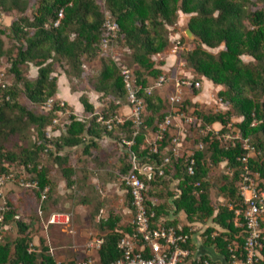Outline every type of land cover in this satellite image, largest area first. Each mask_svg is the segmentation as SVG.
I'll list each match as a JSON object with an SVG mask.
<instances>
[{
    "label": "trees",
    "instance_id": "1",
    "mask_svg": "<svg viewBox=\"0 0 264 264\" xmlns=\"http://www.w3.org/2000/svg\"><path fill=\"white\" fill-rule=\"evenodd\" d=\"M36 2L29 6L28 0H0L2 12L17 13L9 26L0 30V34H8L14 42L12 47L5 49L0 38V60L5 58L8 62L10 77L8 82L4 80L0 85V136L6 137L17 131L9 117V113L15 112V119L35 126L38 136L31 147L16 145L14 150H6L0 145V175L8 176L11 174L10 167L15 165L25 170L28 175L26 180L35 184V194L40 198L43 191L48 188L47 192H50L53 185L48 168L39 163V154L48 152L52 155L51 147L54 146L58 154L53 156V160L59 165L66 186L72 187L76 183L75 168L66 155L59 153L65 148L81 146L84 155L93 156L102 150L104 137H111L120 145L121 152L114 164L121 176L131 169L133 154L142 161L153 160L159 164L164 154L171 153V139L177 137L170 130L174 124L163 130L156 153L150 152L146 138L158 134L161 131L159 124L166 117L176 114V109H181L200 121L199 126L197 120L190 124V130L204 129L214 123L221 128L217 133H197L203 148L193 147L190 151L195 160L193 176H188L185 171L189 151L179 150V156L172 157L167 165V174L172 173L178 180L175 191L167 188L168 182L163 177L146 182L148 198H156V206L152 207L155 220L162 225L177 227V219H165L173 206L174 215L181 211L186 215L189 223L183 224L182 230L191 234L190 225L193 222L203 223L211 218L222 231L213 235L215 229L207 228L203 245L213 247L226 259L233 254L230 249L235 250L234 254L238 256L242 252L243 229L235 226L234 211L242 204L238 193L240 174L246 166L249 171L264 177V0H104L102 4L98 0ZM28 8L31 9L29 15L26 13ZM60 10L63 17L58 26L53 27ZM178 12L190 15L186 27L192 32L193 40L191 48L176 50V59L184 64L186 74H192V82H201L205 78L213 85L223 87L216 94L222 108L204 112L199 104L191 101V97L201 92V86L186 87L183 92L186 94L188 90V95L178 106L166 97L170 107L159 93L144 92L151 79L155 81L164 75L161 67L165 61L161 58L156 62L153 56L163 55L168 44L166 26L177 29ZM106 16L118 26L114 46L130 51L134 69L122 65L118 58L113 59L110 54L101 52V40L106 35ZM244 56L251 59L245 61ZM94 59L100 60L101 69L95 78H90L93 82L90 90L98 93L102 101L106 99L105 108L97 114L88 95L81 93L78 99L85 117L81 119L72 112L65 131L54 138L48 137L45 129L52 124L55 112L62 110L57 97L56 67L62 68L66 77L80 79L87 76L83 65L92 63ZM29 64L37 70L33 78L25 73V66ZM121 66L130 69L135 82L143 87L139 95L144 99V111L138 129L131 118L117 122L120 108L127 103ZM182 78L187 79L188 76ZM22 98L32 106H42L51 100L53 106L47 112H35L22 102ZM234 118L240 120L234 122ZM107 120H111L110 128ZM232 128L238 130L240 138L226 146L218 136ZM135 131L137 133L133 136ZM247 138L255 154L242 163L241 157L249 153L242 145V140ZM132 139L131 146L123 142ZM221 163H225L232 173L231 178L223 175L227 183L219 186L228 205L213 203L212 184L207 180L210 168ZM196 182L199 186H194ZM126 196L130 208L131 197L127 191ZM169 197H172V204L168 201ZM162 218L164 220L161 221ZM120 220L119 215L110 213L97 221L103 232L97 238L100 241L96 251L99 264H108L121 256L118 240L123 233L131 232L132 224L121 226ZM33 225V220L19 217L16 204L7 198L0 228L14 226L17 236L0 240V264L76 262H58L47 246H35L31 235ZM190 247L195 250L193 243Z\"/></svg>",
    "mask_w": 264,
    "mask_h": 264
},
{
    "label": "rangeland",
    "instance_id": "2",
    "mask_svg": "<svg viewBox=\"0 0 264 264\" xmlns=\"http://www.w3.org/2000/svg\"><path fill=\"white\" fill-rule=\"evenodd\" d=\"M98 1L102 4L104 0ZM28 2L29 6L34 5V2L37 4L36 0H28ZM30 11L31 9L28 8L26 13L29 15ZM189 16V14L178 12L176 19L177 29H174L172 26H166L168 44L163 55L153 56L156 62L161 58L165 61V66L161 68L164 70V77L167 78V82L161 87L152 89L151 92L159 93L165 99L167 97L168 100L174 90L176 79H183L182 77L186 75L192 76L188 73L186 74V67L182 62L177 61L175 54L177 49H189L192 47L193 36H187L186 33V23ZM16 17V11L5 13L0 10V30L6 29ZM106 18L109 17L106 16ZM0 38L3 41L5 49L12 47L14 44L12 38L6 33L0 34ZM181 38L183 39L182 42L180 41ZM217 50H213L212 52L215 53ZM112 54L115 58L120 60L122 65H127L133 69L135 68V65L132 64L130 51L113 46ZM246 58L245 56L243 57L244 60H246ZM8 67V62L5 58H2L0 60V85L4 83V80L7 82L10 80L7 72ZM83 68L87 76L76 79L74 77H66L63 69L59 66L56 67L55 75H58L57 93L59 94L57 97L62 110L55 112L52 124L45 129L47 136L50 138H54L65 131V125L69 122V115L72 112L73 114H77L81 119L85 117V113L82 109L76 108L79 101L77 98L81 93L85 92L89 95L90 101L97 109V114H101L102 110L105 108L104 102H106V99L102 101L99 99L101 98L99 94L90 90V85L93 84L90 78H95L101 69L100 60L94 59L92 63L86 62ZM36 72V68L31 64L25 66V73L29 78L35 77ZM154 82L155 81L151 79L149 86H154ZM209 85H211L209 94L201 95L199 101H197L204 112L220 108V101L217 100L216 96L219 87L203 80L201 93L203 90L207 91ZM185 89L186 88H184L183 91H185ZM187 91L188 90H186V94L184 92L182 93V99L188 95ZM64 95L65 97L67 96L68 99L70 98L73 100L71 102L72 104H68L64 101ZM21 100L29 109L35 112H47L53 106V101L49 100L42 106H32L23 98ZM166 104L167 107H170L167 99ZM174 104L178 106L180 102H175ZM129 113H122V116L118 115L117 119H121L119 122H123L126 118H130ZM175 113L181 116V122L179 120H174V125L170 130L173 135L178 137L181 143L180 150H187L190 152L193 147H196L200 143L203 148V142L198 141V134H205V128L202 129L199 127L198 130H190V124L184 122L183 117L191 115L181 109H176ZM176 114L170 117L173 118ZM16 116V112L9 113V117L12 119L11 122H13V126L17 131L6 137L0 136V145L6 150H14L16 145L31 147L38 140L35 126L27 124L25 121L15 119ZM233 121L238 122L239 118H234ZM228 135L230 136L229 139H231L224 142L225 145H229L236 140L239 132L236 128H232L229 130ZM148 138L151 140L153 135H148ZM194 139L196 140L195 142ZM119 146L120 145L115 140L104 143V145H102V150L99 153L92 154L93 156L84 155L81 146L63 149L59 154L66 155L71 165L75 168L76 183L72 187L66 186L59 165L53 160V156L58 154L55 151V147H51L52 155L48 154V152L40 153L39 163L48 168L49 178L53 185V189L47 192L48 188H46L40 198L35 194V184L26 180L28 177L26 171L20 169L16 165L10 167L11 174L8 176L0 175V219L1 213L5 209L6 200L9 198L16 204L20 218L33 220L34 225L31 235L35 246H47L50 253L52 252V255L56 259H59L58 254H60V252L58 253V251H60L63 244H68L63 250L64 254L70 252V254L65 256L66 259L64 258V262L66 263L73 260L78 261L81 259L97 258L96 251L88 246L90 242H96L97 238H100L103 234L97 225V221L100 218L107 217L110 213L121 217L119 222L121 226H126L132 220V214L127 205V190L122 184L121 174L116 171L114 164L118 154L121 152ZM223 175H227L229 178H231L232 175L231 171L225 166V163L211 167L209 176L207 177V180L212 184L211 198L215 205L229 204L225 196L219 190V186L227 183L226 180L223 179ZM164 179L168 182L167 188L171 191H175L178 180L169 175L165 176ZM159 187L162 189V185ZM163 191H165V188ZM168 201L172 204V197H169ZM173 210L174 208L172 206L169 212H173ZM54 214V223H51L50 220ZM176 218L180 225L189 223L186 219V215L182 211L176 215ZM210 227L215 229L212 232L213 235L222 231V228L214 224L211 218L203 223L193 222L191 228L195 229L194 234H196L193 240L203 242L206 235L205 231ZM16 236L17 230L14 226L0 228V240L4 239V237L14 239Z\"/></svg>",
    "mask_w": 264,
    "mask_h": 264
},
{
    "label": "built area",
    "instance_id": "3",
    "mask_svg": "<svg viewBox=\"0 0 264 264\" xmlns=\"http://www.w3.org/2000/svg\"><path fill=\"white\" fill-rule=\"evenodd\" d=\"M62 17L63 13L60 10L58 18L52 23L53 27L58 26ZM104 27L106 35L101 40V52L110 54L113 59H116L112 54V50L118 26L116 23L111 22L109 18H106ZM121 76L126 90V101L130 109V118L138 129L141 126V114L144 111V99L142 95H139L143 87L135 82L132 71L127 67L121 66ZM166 82L167 78L161 75L155 80L154 86L145 87L144 92L150 94L152 89L161 87ZM174 85L173 93L169 97L172 103L181 102L184 88L192 85L195 88H199L200 82H192L191 77H188L187 79H176ZM183 119L187 124H193L197 120V125H200V121L196 117L185 116ZM174 120L180 121L181 116L176 114L173 118L170 116L166 117L159 124L161 131L154 135L151 140L146 138V142L150 144L151 153L157 152V142L160 139V135L166 127L174 124ZM119 121L121 119H117V122ZM110 122L111 120L106 121L108 128H110ZM219 129L213 126H206L204 133L207 134V132L212 131L217 133ZM136 133L137 131L134 132L133 136ZM229 137L228 132L222 136H218L223 142L230 140L231 138L229 139ZM239 138V135H237L236 139ZM171 140V153L169 155L164 154L159 164L153 160L152 162L142 161V159L133 154L131 169L121 176L122 184L131 197V207L129 209L132 214V229L130 233H123L118 240L121 256L108 264H260L264 260V177L260 176L257 172L249 171L246 166H244V172L240 174L241 181L238 188L242 204L234 211L236 216L234 220L235 226L243 229L242 252L238 256L234 254L235 250L230 249V252L233 254L228 259L215 250L216 257L201 258L203 255L190 247L192 243L189 242L193 240L195 230L191 228V225V234H188L183 232L182 225L180 224L177 227L172 225L166 226L155 220L156 216L152 207L156 206V200L148 198L146 182L155 178L168 176L167 165L170 164L172 157L179 156L181 147V143L177 137H173ZM123 142L126 146H131L133 139L128 141L123 140ZM242 145L249 152L240 159L242 163H245L248 156L255 154V149L251 145L249 138L242 140ZM196 148L201 149L202 144H198ZM185 166L186 174L193 176L195 174L193 152H188ZM171 174L169 176H172ZM194 186H199V182H196ZM176 215L173 212H169L165 219H177ZM54 217L55 214L50 220L51 223H54ZM88 246L97 251L100 247V241L90 242ZM68 264L99 263L96 258H90Z\"/></svg>",
    "mask_w": 264,
    "mask_h": 264
},
{
    "label": "crops",
    "instance_id": "4",
    "mask_svg": "<svg viewBox=\"0 0 264 264\" xmlns=\"http://www.w3.org/2000/svg\"><path fill=\"white\" fill-rule=\"evenodd\" d=\"M245 57H247L246 58V60L245 61H249L251 58L250 57H248V56H245ZM165 66V65H164ZM163 69V68H162ZM188 74H190L189 72H187ZM190 75H192V74H190ZM188 77H191L192 78V76H188ZM203 80H206V81H208L209 82V84H212L211 83V81H209V80H207V79H205V78H202V81L200 82V86H202V82H203ZM215 86H217V87H219V89L217 90V91H219L220 89H222L223 87L222 86H220V85H215ZM203 87V86H202ZM211 87V85H209V87H208V90L207 91H202V93L200 92L197 96H193V97H191V101L192 102H194V103H197L198 104V102L197 101H199V99H200V96L201 95H204V94H209V88ZM93 92H95V91H93ZM96 93V92H95ZM172 93H173V91H172ZM98 94V93H97ZM88 95V94H87ZM57 96H59V94L57 93ZM88 97H89V95H88ZM78 98H79V96H78ZM77 98V99H78ZM79 100V99H78ZM77 100V101H78ZM90 100V99H89ZM64 101H66L68 104H72L71 102L73 101L72 99H68V97L66 96L65 97V95H64ZM91 102V101H90ZM217 102V101H216ZM92 103V102H91ZM93 104V103H92ZM94 105V104H93ZM220 107L222 108V105L220 104ZM77 109H82V106H81V104H80V102L78 101V105H77V107H76ZM130 112V110H129V107L125 104V105H123V107L122 108H120V110H119V116H122L121 114L122 113H129ZM239 120H240V118H239ZM211 126H213L214 128H216V129H218V128H221V126L218 124V123H214L213 125H211ZM112 141H114L111 137H104L103 139H102V145H104V143H107V142H112ZM195 237H196V234H193V239H195ZM194 242V246H195V249H196V251L199 253V254H202V255H208L209 257H216L217 255H216V253H215V251H214V249H213V247H211V248H209V247H206V246H204L203 245V242H201V241H194V240H192V243ZM66 245H68V244H66ZM66 245H64L63 244V246L60 248V251H58V253L60 252V254H58V256H59V259H57L58 260V262L59 261H62V262H64L65 261V256H67L68 254H70V252H67L66 254H64V249H65V247H66ZM61 246V245H60ZM51 250V249H50ZM51 254H52V252H51ZM65 258V259H64ZM261 264H264V260H262L261 261Z\"/></svg>",
    "mask_w": 264,
    "mask_h": 264
},
{
    "label": "water",
    "instance_id": "5",
    "mask_svg": "<svg viewBox=\"0 0 264 264\" xmlns=\"http://www.w3.org/2000/svg\"><path fill=\"white\" fill-rule=\"evenodd\" d=\"M186 33H187V36H193L192 32L189 29H187Z\"/></svg>",
    "mask_w": 264,
    "mask_h": 264
}]
</instances>
